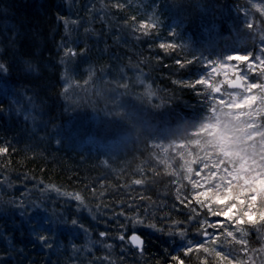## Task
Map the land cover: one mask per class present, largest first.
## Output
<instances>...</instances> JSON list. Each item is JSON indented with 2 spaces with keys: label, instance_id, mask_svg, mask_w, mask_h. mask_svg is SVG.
<instances>
[{
  "label": "trees",
  "instance_id": "1",
  "mask_svg": "<svg viewBox=\"0 0 264 264\" xmlns=\"http://www.w3.org/2000/svg\"><path fill=\"white\" fill-rule=\"evenodd\" d=\"M0 8V60L12 62L0 76V107L28 85L25 99L44 113L34 137L28 113H0V141L16 149L0 157V179L11 182L0 187V210L29 196L35 180L81 192L100 216L123 204L157 229L143 255L122 252L132 247L127 240L93 248L89 240L106 221L81 209L91 235L57 229L61 246L51 254L5 209L0 258L8 255L4 236L23 249L5 264H91L105 256L114 264H264V0H0ZM58 14L82 18L70 39L77 51L89 49L68 63L67 80ZM142 31L163 37V50ZM235 75L243 89L228 88ZM45 122L48 131L60 127L63 149L40 141ZM46 195L50 211L77 207L55 191ZM70 238L78 259H69Z\"/></svg>",
  "mask_w": 264,
  "mask_h": 264
},
{
  "label": "snow or ice",
  "instance_id": "2",
  "mask_svg": "<svg viewBox=\"0 0 264 264\" xmlns=\"http://www.w3.org/2000/svg\"><path fill=\"white\" fill-rule=\"evenodd\" d=\"M0 11H5L0 8ZM90 14H94V8L88 10ZM58 23H62L64 26L65 36L61 39V64L65 66V75L64 79H68V63L71 61H75L78 57L84 58L89 49L87 43L85 46L77 51L76 44L78 41L71 40V34L73 31L78 30L79 26L83 23L82 18L78 15L76 18H70L66 16L57 15L56 17ZM147 22H142V28L146 27ZM135 30V29H134ZM89 29H85V34ZM141 35L144 37L146 41L158 40L160 43L157 47L163 50L164 38L157 35L153 37L152 33L149 31H142ZM123 37H118V39H122ZM69 40L68 43L65 40ZM137 40L140 39V36L136 37ZM14 43V40L11 41ZM26 63V62H25ZM12 66V62L9 60H0V76H7L9 69ZM30 68V66H29ZM74 71V69H73ZM88 71V69H87ZM22 91L14 94V98L9 102L8 106L0 107V113L10 114L15 111L17 115H20L21 112L28 113L23 117L25 122L29 120L32 123L31 128V136H36L38 132L41 130L37 126V122L42 120V116L44 115L42 109L38 111V105L34 103L33 97L28 96L25 99V95L28 92H31L32 89L28 85H22ZM67 94V90L65 91V95ZM42 103V102H41ZM43 130L45 134L40 136L39 139L42 143L52 144L54 141L55 147L57 150L63 149L65 147L64 139L62 138L61 129L59 126H55L53 130L48 131L47 123H43ZM31 147V145L27 146ZM26 147V150H27ZM13 144L9 140L0 141V157L8 156L12 152H15ZM6 170V169H5ZM2 175V173H0ZM26 182L28 181L27 175H25ZM34 183V187L32 189H28L27 191L30 193L29 196L23 197L21 200L17 201L15 199L7 200L5 209H13L15 210L21 220L27 224L29 236L34 246H39L41 250L55 254L56 251L60 248L61 243L59 240V233L57 229L62 228L63 230L75 236L77 234H83L85 237H89L91 232L88 227H85L84 223L81 222V209H87L90 218L92 221H97L98 219H103L106 221L104 224V231L98 232L99 239L93 243V241L89 240V243L93 245L95 248L97 245H100L104 248L105 251L108 249H112V244H104L107 240H118L121 245L125 244L127 240L131 246L129 248H122V252L124 251H134L140 255H143L146 250V246L148 244V235L154 234L157 229L154 225L149 226L144 223V219L137 212L135 215H129L125 209L123 204L117 205L121 211L115 212L111 217L100 216L101 212L100 205L96 207V214H93V210L85 203L86 197L81 194V192H61L60 187H57L50 182L45 184L43 181H30ZM10 179L8 176L3 175V178L0 179V187L4 185L10 186ZM55 191L58 197H65L67 199V203L71 204L75 202L77 207L76 209L64 208L63 211L56 212L53 207L50 211L48 206V196L47 193ZM95 193V190H91ZM32 196H35L36 199H32ZM63 208V205L61 206ZM131 208L132 205L129 204L127 206ZM4 209V210H5ZM0 210V211H4ZM109 209L104 208L103 211H108ZM43 213V216H37L35 219H32V213ZM109 223L115 225V228L112 231H116L117 235L112 236L109 234ZM130 234V235H129ZM6 241L8 248V255L6 257L0 258V264H5L6 260L14 259L12 253H16L17 255L23 256V249H17L14 243L9 240L7 236L3 237ZM69 244L71 245V250L75 254L74 256H70V260L78 259L79 249L72 242V239H69ZM167 249L165 252L167 253ZM88 254H92V250H88ZM172 260H179V257L172 256ZM17 264H22L21 261H17ZM91 264H114L113 261L109 260L107 256L103 258L93 259Z\"/></svg>",
  "mask_w": 264,
  "mask_h": 264
},
{
  "label": "water",
  "instance_id": "3",
  "mask_svg": "<svg viewBox=\"0 0 264 264\" xmlns=\"http://www.w3.org/2000/svg\"><path fill=\"white\" fill-rule=\"evenodd\" d=\"M227 86L230 89H243V81L238 75H235L233 79L227 82Z\"/></svg>",
  "mask_w": 264,
  "mask_h": 264
},
{
  "label": "rangeland",
  "instance_id": "4",
  "mask_svg": "<svg viewBox=\"0 0 264 264\" xmlns=\"http://www.w3.org/2000/svg\"><path fill=\"white\" fill-rule=\"evenodd\" d=\"M243 84H244V82H243ZM96 126V124L93 126V128Z\"/></svg>",
  "mask_w": 264,
  "mask_h": 264
}]
</instances>
